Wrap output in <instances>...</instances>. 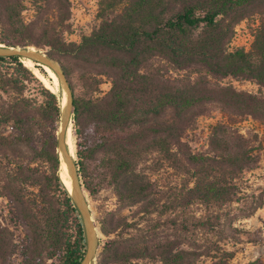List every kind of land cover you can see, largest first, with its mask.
<instances>
[{
    "label": "trees",
    "instance_id": "16d2710c",
    "mask_svg": "<svg viewBox=\"0 0 264 264\" xmlns=\"http://www.w3.org/2000/svg\"><path fill=\"white\" fill-rule=\"evenodd\" d=\"M248 18L257 23L250 48H230ZM97 19L72 40L71 0H0V44L35 46L63 63L83 190L112 186L119 207L143 219L121 234L125 217L105 213L97 264H195L201 256L233 264L220 246H189V227L219 222L186 214L192 204L246 201L241 178L257 168L261 144L235 124L245 116L264 123V94L219 79L264 86V0H101ZM104 80L110 87L100 94ZM61 102L17 56H0V199L22 231L18 240L0 217V264L17 253L23 264H79L84 254L81 216L58 173ZM213 105L223 119L208 149L196 151L184 136Z\"/></svg>",
    "mask_w": 264,
    "mask_h": 264
},
{
    "label": "rangeland",
    "instance_id": "374dc122",
    "mask_svg": "<svg viewBox=\"0 0 264 264\" xmlns=\"http://www.w3.org/2000/svg\"><path fill=\"white\" fill-rule=\"evenodd\" d=\"M100 1L101 0H71V22L73 24L74 33L69 36L70 39L78 40L81 33H89L92 27L97 24V12ZM23 14L26 17H30L32 11L26 10ZM256 24V21L253 19L248 18L241 20L235 26V34L230 42V48L243 47L248 50L253 40V32ZM58 61L63 67V63L60 60ZM21 62L24 66L30 69L48 89L55 92L47 82L35 72L33 67H29L26 64L25 59H22ZM37 68L41 73L49 77L45 70L46 74L41 70L42 65ZM170 72L173 76H181L183 74V72L175 70L174 68H170ZM219 82L221 84H230L237 90L244 92L264 94V86L258 85L254 80L225 77L219 79ZM58 87V92L55 93L59 96L60 100L62 98V103H64L65 94L63 93L59 82ZM109 87L110 83L107 80H104L100 85V94L105 93ZM222 119L223 116L218 107L214 105L210 106L209 110L197 119L194 128L186 132L184 136L186 142H188L192 149L196 151L207 150L209 147V134L211 128L216 122ZM235 126L244 136L253 137L261 144L257 168L245 172L241 178V187L246 194V201L226 204L218 209L206 208L198 203L192 204L187 209L186 214V217H189L191 221L195 222L196 218H199L201 221L208 219L215 224L219 222V225H217L214 230L191 226L189 227L190 230L185 231L184 234L186 238L189 239V243L191 244L189 246H191V248L206 250L213 245H217L224 250L231 252V263L233 264H241L253 260H260L264 264V123L251 116H245L241 118ZM65 143L69 154L77 161L75 154L76 139L74 134L72 143L69 144L67 142V133H65ZM64 165L65 163L63 161H61V167L59 163L58 173L61 180L64 181L66 187L69 189L63 178ZM84 192L91 216L98 228V220L109 211H114L116 214H121L125 217L127 225L126 229L119 232L121 234H123V232H133L134 230L132 229V226H134V224H137V226L143 225V219L133 217L132 210L129 207H119L112 186H105L94 195H90L85 190ZM260 198L263 200L262 205L254 209V205ZM0 217L3 222L15 231V235L19 240L22 237L21 228L13 227L12 222L9 219L8 209L4 199H0ZM215 217H219V220L214 219ZM99 236L100 246L98 253L101 250L102 241L106 239V236L101 230ZM124 236L126 235L124 234ZM11 264H23L20 253H17L12 258ZM48 264H50V262ZM95 264H97V257ZM136 264L159 263L142 260L138 261ZM195 264H211V259L201 256L196 260Z\"/></svg>",
    "mask_w": 264,
    "mask_h": 264
},
{
    "label": "water",
    "instance_id": "95a60500",
    "mask_svg": "<svg viewBox=\"0 0 264 264\" xmlns=\"http://www.w3.org/2000/svg\"><path fill=\"white\" fill-rule=\"evenodd\" d=\"M0 56H17L21 61L23 58L30 59L38 65L48 66L57 76L61 89L65 94V101L64 103L61 102L59 127L56 135L57 153L60 167L61 161L65 163L71 188L68 189L66 186L65 187L80 213L85 237V251L79 264H95L100 246V229L97 227L91 216L86 195L82 188L80 176L78 174L77 161L71 157L67 151L65 143V132L69 122H72L73 116V92L69 80L61 63L48 54L47 51L41 50L35 46L20 47L0 44Z\"/></svg>",
    "mask_w": 264,
    "mask_h": 264
},
{
    "label": "bare ground",
    "instance_id": "6f19581e",
    "mask_svg": "<svg viewBox=\"0 0 264 264\" xmlns=\"http://www.w3.org/2000/svg\"><path fill=\"white\" fill-rule=\"evenodd\" d=\"M26 64L29 67H33L35 72L37 74H39L46 82L47 84L51 87V89H53L55 92H58V79L56 74L48 67L45 65H42V68L47 72L48 76H45L43 73L40 72V70L37 68L36 63L33 62L32 60L27 59L26 60ZM52 80H51V79ZM64 101H65V95H64ZM72 122H69L66 132L67 133V142L69 144L72 143V138H73V132H72ZM71 147V146H70ZM68 151V150H67ZM63 178L66 182V184L68 185L69 189L71 188V183H70V179L68 177L67 171H66V166L64 165V170H63Z\"/></svg>",
    "mask_w": 264,
    "mask_h": 264
}]
</instances>
